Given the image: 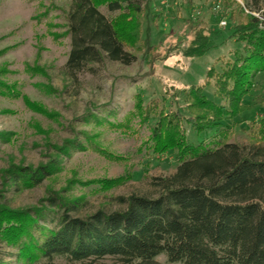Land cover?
I'll return each mask as SVG.
<instances>
[{"label": "rangeland", "instance_id": "374dc122", "mask_svg": "<svg viewBox=\"0 0 264 264\" xmlns=\"http://www.w3.org/2000/svg\"><path fill=\"white\" fill-rule=\"evenodd\" d=\"M73 1L0 0V206L10 210L40 207L57 194L86 201L72 214L85 218L100 209L125 210L121 197L157 196L151 178L174 175L178 160L175 151L157 155L146 145L156 119L142 124L133 114L136 96L141 94L145 103L155 99L169 111L185 110V90L202 83L217 59L226 61L242 49L231 34L241 12L250 14L252 4V0H138L141 37L133 45L125 42L137 60L125 65L106 58L72 78L66 73L72 48L66 31ZM101 11L109 15L105 7ZM253 14L264 21L260 13ZM198 31H211L218 47L201 57H188L186 51ZM221 67L222 62L216 66L219 72ZM254 82V91L243 101L249 109L242 116L203 135L187 126L189 142L212 141L229 127L232 142L250 151V124L264 116V73ZM214 92L208 88V98L220 102ZM51 162L59 165V172L35 188L19 189L6 175L14 166L37 169ZM125 175L124 185L109 183ZM57 223V215L49 214L48 227ZM158 261L166 263L167 258L162 255ZM55 263L82 264L65 257ZM0 264L27 261L0 239ZM98 264L118 261L107 258Z\"/></svg>", "mask_w": 264, "mask_h": 264}, {"label": "trees", "instance_id": "16d2710c", "mask_svg": "<svg viewBox=\"0 0 264 264\" xmlns=\"http://www.w3.org/2000/svg\"><path fill=\"white\" fill-rule=\"evenodd\" d=\"M251 3L250 14L242 10L231 34L242 49L231 59H217L202 83L185 90V110L169 111L155 99L145 103L141 94L136 96L133 114L142 124L156 119L146 145L157 155L175 151L178 160L174 175L151 178L157 196L121 197L125 210L100 209L85 218L72 214L86 201L57 194L25 211L0 206V239L27 264H56L59 257L82 264L107 258L118 264H264V116L250 124V151L232 142L229 127L198 144L189 142L187 128L203 135L249 109L243 101L254 91L256 76L264 73V21L253 14L264 17V0ZM141 14L138 0H74L67 13L72 46L67 75L77 78L106 58L135 62L125 42L133 45L141 37ZM205 32H196L186 56L201 57L218 47L213 33ZM220 62L221 72L216 68ZM208 88L220 102L208 98ZM58 170L51 162L37 169L14 166L6 175L19 189H30ZM126 180L127 175L109 183L118 187ZM49 214L58 217L53 228L46 224ZM162 255L166 263L158 261Z\"/></svg>", "mask_w": 264, "mask_h": 264}, {"label": "built area", "instance_id": "2783aa9c", "mask_svg": "<svg viewBox=\"0 0 264 264\" xmlns=\"http://www.w3.org/2000/svg\"><path fill=\"white\" fill-rule=\"evenodd\" d=\"M223 24L226 26L227 23L226 22H223Z\"/></svg>", "mask_w": 264, "mask_h": 264}]
</instances>
